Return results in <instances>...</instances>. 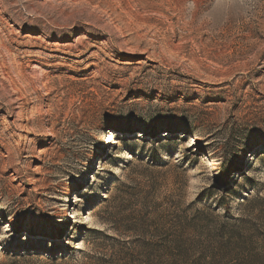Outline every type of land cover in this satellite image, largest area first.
Segmentation results:
<instances>
[{
  "label": "rangeland",
  "instance_id": "rangeland-1",
  "mask_svg": "<svg viewBox=\"0 0 264 264\" xmlns=\"http://www.w3.org/2000/svg\"><path fill=\"white\" fill-rule=\"evenodd\" d=\"M0 264H264V0H0Z\"/></svg>",
  "mask_w": 264,
  "mask_h": 264
},
{
  "label": "bare ground",
  "instance_id": "bare-ground-1",
  "mask_svg": "<svg viewBox=\"0 0 264 264\" xmlns=\"http://www.w3.org/2000/svg\"><path fill=\"white\" fill-rule=\"evenodd\" d=\"M112 135H114V134H112V133L109 134L107 142H109V143L113 142V136ZM69 217H73V216L69 214Z\"/></svg>",
  "mask_w": 264,
  "mask_h": 264
}]
</instances>
